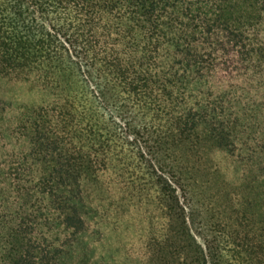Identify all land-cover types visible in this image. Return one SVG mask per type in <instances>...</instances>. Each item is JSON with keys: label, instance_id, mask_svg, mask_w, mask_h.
<instances>
[{"label": "trees", "instance_id": "1", "mask_svg": "<svg viewBox=\"0 0 264 264\" xmlns=\"http://www.w3.org/2000/svg\"><path fill=\"white\" fill-rule=\"evenodd\" d=\"M87 187L138 264H264V0H0V263L115 264Z\"/></svg>", "mask_w": 264, "mask_h": 264}, {"label": "rangeland", "instance_id": "2", "mask_svg": "<svg viewBox=\"0 0 264 264\" xmlns=\"http://www.w3.org/2000/svg\"><path fill=\"white\" fill-rule=\"evenodd\" d=\"M217 159V164H218V160L220 159V156L218 155L216 158H214L213 160ZM216 164L213 162L212 164L209 163V169L208 171H203L204 174H207L206 176V185H204V180L201 183L200 179L199 181H197V184H195V193L196 196L198 197V199L201 202L206 203H212L210 201H214V202H218L220 203V201H223L224 198H228L230 199V196H236V194L238 193V189H234L236 188L234 185H232L231 183L237 184L238 183V179L239 176L236 174H232V173H227V171L225 170L224 167L227 168L226 165H218V167H215ZM224 166V167H223ZM208 167V165H207ZM211 167V169H210ZM214 168L217 170V172L212 175L215 170ZM234 168V167H231ZM238 168V167H237ZM233 171L235 170V172H238V169H232ZM210 171L212 174H210ZM226 182V184L228 186H226L224 188V185L222 184V182ZM87 192L90 194V202L91 205L93 207H96L97 205H104L106 212L104 213L101 210H99V214H97L96 216H94V230L95 231H101V232H107L106 233V238L104 239L103 242L101 243H97L96 244V248L100 249V250H106L109 247L112 248L114 252L113 254V258H114V263L115 264H138L137 260H136V256L133 252V248L129 246V242L122 240L126 238V234L124 235V230L123 228H121L118 225V217H116L113 213V210L107 206V203L109 202L108 199H104L102 196L103 195H97L98 190H96L93 187H87ZM242 193V191H239ZM247 195V191H243L242 197L245 198ZM209 209H211V206H208ZM113 212V213H112ZM116 214V213H115ZM153 215L151 214L149 217H147L144 221V224L142 225V227H147L152 221H153ZM131 223H133V220H131ZM156 223V222H155ZM118 225V226H117ZM160 225V224H159ZM157 225V226H159ZM117 226V228L114 229V227ZM140 225H138V230L139 232L143 231V234H146V231H148L150 228H147V230H142L141 228H139ZM129 234V233H128ZM141 235V234H140ZM125 242V246L122 244V242ZM2 264V263H0Z\"/></svg>", "mask_w": 264, "mask_h": 264}]
</instances>
